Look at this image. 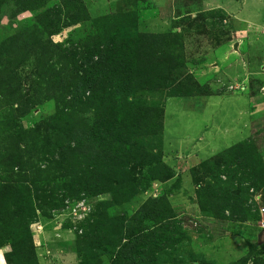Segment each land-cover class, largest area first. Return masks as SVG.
<instances>
[{"label": "rangeland", "instance_id": "1", "mask_svg": "<svg viewBox=\"0 0 264 264\" xmlns=\"http://www.w3.org/2000/svg\"><path fill=\"white\" fill-rule=\"evenodd\" d=\"M71 1L0 0V264H264V0Z\"/></svg>", "mask_w": 264, "mask_h": 264}, {"label": "trees", "instance_id": "2", "mask_svg": "<svg viewBox=\"0 0 264 264\" xmlns=\"http://www.w3.org/2000/svg\"><path fill=\"white\" fill-rule=\"evenodd\" d=\"M236 1L239 2L241 0ZM71 2H73V0ZM82 7L83 6H80V8ZM79 10L81 12V9ZM143 40V46L146 47L151 44H163L165 42V39L144 38ZM143 49L144 47H142V44L140 45V41L137 39H130L116 40L109 44L104 51L99 50L98 54L93 55L92 58L93 72L98 77L99 83L100 79H102V85L108 88L114 87L120 95L122 94L125 96L135 91L140 85H143L145 80L143 79L141 71L152 65L151 59H149L150 57L144 54ZM141 53L144 58H141ZM95 82L97 85L99 84L98 81ZM103 136L104 134L98 138L100 143L103 142ZM46 192L51 193L48 189ZM39 198L42 199L41 196H39ZM42 203L43 205H51L46 201Z\"/></svg>", "mask_w": 264, "mask_h": 264}, {"label": "crops", "instance_id": "3", "mask_svg": "<svg viewBox=\"0 0 264 264\" xmlns=\"http://www.w3.org/2000/svg\"><path fill=\"white\" fill-rule=\"evenodd\" d=\"M208 4H210V2H205V7H208V8H212V6L211 5H208ZM216 6L217 5H219L218 3L216 4V2L214 3ZM217 7H219V6H217ZM209 104V103H208Z\"/></svg>", "mask_w": 264, "mask_h": 264}, {"label": "built area", "instance_id": "4", "mask_svg": "<svg viewBox=\"0 0 264 264\" xmlns=\"http://www.w3.org/2000/svg\"><path fill=\"white\" fill-rule=\"evenodd\" d=\"M264 214V210L261 211ZM262 229L264 230V222L262 223Z\"/></svg>", "mask_w": 264, "mask_h": 264}]
</instances>
